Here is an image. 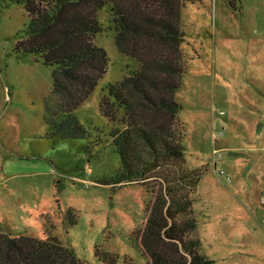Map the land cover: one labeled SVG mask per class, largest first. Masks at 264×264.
<instances>
[{"label":"rangeland","instance_id":"374dc122","mask_svg":"<svg viewBox=\"0 0 264 264\" xmlns=\"http://www.w3.org/2000/svg\"><path fill=\"white\" fill-rule=\"evenodd\" d=\"M97 18L94 42L108 66L74 111L88 135L49 137L53 68L15 51L27 14L0 0V229L53 233L83 264H148L136 236L151 193L141 182H116L120 158L109 131L122 124L99 108L107 86L135 64L115 45L107 6ZM180 22L185 70L175 99L185 165L201 171L193 205L200 251L212 264H264V217L238 208L245 197L235 190L251 187L253 171L237 157L244 151L231 150L264 144V0H185Z\"/></svg>","mask_w":264,"mask_h":264},{"label":"trees","instance_id":"16d2710c","mask_svg":"<svg viewBox=\"0 0 264 264\" xmlns=\"http://www.w3.org/2000/svg\"><path fill=\"white\" fill-rule=\"evenodd\" d=\"M10 1L22 4L28 18L15 51L38 56L53 68L44 117L47 136L61 138L88 135L74 111L107 70V53L94 37L102 31L97 10L108 7L115 45L135 66L107 86L99 108L108 120L122 124L109 131L120 158L116 182H141L151 193L138 246L148 264H212L195 234L193 205L201 171L185 165L177 119L185 0ZM0 264L83 263L53 233L37 238L0 229Z\"/></svg>","mask_w":264,"mask_h":264},{"label":"crops","instance_id":"0c3cea01","mask_svg":"<svg viewBox=\"0 0 264 264\" xmlns=\"http://www.w3.org/2000/svg\"><path fill=\"white\" fill-rule=\"evenodd\" d=\"M261 127H264V124L261 125ZM227 148L228 147H222L221 149ZM231 150L244 151V154L237 155V157H243V165L246 167V170L253 171V175H251L252 178H250L252 179L250 184L251 187L246 186V189L244 188L243 190H241V187H235V190L241 191L242 195L245 197L243 200H239L238 208H246V212L252 217H264V144L259 145L247 142L246 146L233 147ZM228 161L229 159L226 158L223 163H228ZM216 163L217 162H215L214 165H216ZM228 191L230 194L234 195L232 190L229 189Z\"/></svg>","mask_w":264,"mask_h":264},{"label":"built area","instance_id":"2783aa9c","mask_svg":"<svg viewBox=\"0 0 264 264\" xmlns=\"http://www.w3.org/2000/svg\"><path fill=\"white\" fill-rule=\"evenodd\" d=\"M216 150L214 149V152H215ZM219 174H225V172H224V170L223 169H220L219 171ZM227 179H229V177H227Z\"/></svg>","mask_w":264,"mask_h":264}]
</instances>
